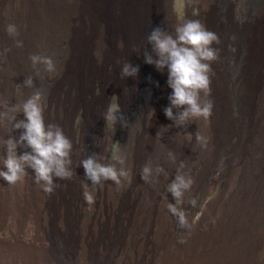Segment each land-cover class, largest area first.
<instances>
[{
    "label": "bare ground",
    "instance_id": "1",
    "mask_svg": "<svg viewBox=\"0 0 264 264\" xmlns=\"http://www.w3.org/2000/svg\"><path fill=\"white\" fill-rule=\"evenodd\" d=\"M166 1L0 0V62L5 58L6 45L13 47L23 78L33 76L34 87H26L27 98L36 90L44 98L49 93L40 85L42 65H37L40 75H35L29 60L33 54L52 58L55 80L69 67L70 83L88 91L93 75L108 74L96 83L97 91L103 92L113 84L112 75H120L122 64L129 62L143 71L140 84L147 75L151 79L143 85L152 86L148 99L155 115L150 125L165 121L166 126L173 125L161 108L171 93L167 72L146 64L140 48V42L146 41L153 28L172 31L176 26L167 19ZM202 2L212 11L218 8L223 12L222 29L217 27L214 15L209 16L206 28L229 46L223 58L231 60L230 65L220 62V53L211 62L207 99L212 102V110L204 118L211 134L209 158L229 160L243 152L245 142L255 131L264 130L260 118L263 108L260 115L255 113L256 105L264 106V92L256 89L263 87L264 8H259L261 0ZM233 5L238 21L229 14ZM256 8L259 22L254 30L251 13ZM128 16L131 20H127ZM9 24L17 26L18 36L8 34ZM17 40L23 42L21 47L16 46ZM214 47L220 49L219 45ZM146 50L151 53L147 42ZM260 94L263 97H257ZM183 128L167 127L179 138ZM262 160L258 166L264 165ZM209 172V168H202L195 178L205 183ZM141 176L134 183L130 177L125 179L115 190L103 194L97 205L85 202L84 178L75 173L69 179H55L51 193L45 192L34 178L32 188L21 187L13 202L8 194L0 192V235L6 230L15 238L11 248L0 238V264H56L71 257L75 250L84 259L83 264H96V255L92 257L95 244H101V255L111 261L113 258L114 264H264V227L251 231L250 238L245 235L264 214V207L256 210V220L244 207L237 213L209 210L195 221L180 204L186 218V226L181 227L178 217L167 208L175 201L159 195L154 179L146 182ZM81 213H86L84 220L80 219ZM24 232L26 240L20 238Z\"/></svg>",
    "mask_w": 264,
    "mask_h": 264
},
{
    "label": "rangeland",
    "instance_id": "2",
    "mask_svg": "<svg viewBox=\"0 0 264 264\" xmlns=\"http://www.w3.org/2000/svg\"><path fill=\"white\" fill-rule=\"evenodd\" d=\"M262 5L264 8V0H261L259 8ZM254 10L257 11L251 13V19L255 30L259 22V10L258 8ZM165 13L167 19L176 25L183 20L198 19L206 26L209 16L214 15L217 27L222 29L223 12L221 9L219 11L218 8H215L212 11L211 6L205 7L202 0L197 2L196 0H167ZM229 14L235 21H238L234 5ZM127 20H131V16H128ZM253 36L255 37L254 34ZM6 46L5 58L0 62V112L6 111L3 107L4 101H7L11 107L22 104L28 96L26 87L22 85L24 78L21 65L16 58L13 47L8 44ZM140 46L143 55L146 49V41H141ZM219 46L222 54L220 62H222L224 60L223 55L227 53L229 46L224 40L220 41ZM225 62L227 65L231 64L230 59H226ZM70 74L69 67H67L61 76L55 80V76L50 78L44 72L41 76L40 85L49 90L47 97L44 98L46 105L43 112L45 124L59 126L72 143L71 168L73 173L84 178L80 161L93 152L99 153L104 158L103 163L114 162L113 157L117 155L122 157L124 159L122 167L128 172L132 183L136 181L139 175H142L143 166L150 163L153 168L151 178L157 182L159 195L163 198L166 197L165 199L169 201H174L167 189L179 170V174L185 176L186 179L190 177L193 181L191 186L184 190L181 205L195 221H200L209 210L211 212L227 210L237 213L244 207L245 211L249 215H253L256 220V210L259 207L261 209L264 207V165L258 166L261 159L264 162V130L255 131L245 142L243 152L236 157L229 160L222 158L212 160L209 158V137L211 134L206 128L204 118L189 120L183 128L180 138L170 134L167 127H162L167 125L166 121L162 124L148 126L147 113L152 107L148 96L152 94V86L150 84L143 86L151 80L149 75L143 79V85L138 82L139 78H143L141 69L135 78L126 77L122 79L120 75L113 74L112 81L115 80L111 87L109 86L103 92L99 91V94L96 83L104 77L106 78L107 73L104 76L103 74L93 75L89 91L84 86L79 87L75 83H70ZM165 78L167 80V76ZM260 79L263 81V87L256 89H262L264 92V69ZM19 84L21 88L18 92L17 85ZM259 93L260 90L257 91V94ZM261 96L263 97L262 94L257 97ZM116 103L119 104L123 115L126 117L128 127L121 128L118 122L113 131L112 125L105 123L103 114L110 104ZM168 104L169 101H165L161 106L162 110ZM262 108L261 125L264 124V106L258 107L256 105L255 111L260 115L261 112L259 111ZM10 115L12 113H9ZM157 132H159L158 136L156 135ZM186 132L192 134L191 139L187 138ZM197 134L203 138L201 141L196 139ZM18 135L19 132L15 131L6 119L0 122V169H3V161L7 155V141L10 138L18 137ZM180 143L184 145L183 149H181L183 145L180 146ZM17 151L19 154L21 149ZM169 153L174 159L169 156ZM157 166L163 168V172L159 175L155 172ZM117 167H121V165H117ZM202 168H209L210 170L205 183L195 178ZM26 172L24 178L15 184H9L0 178V192L8 194L10 202L14 201L15 193L21 187L32 188L34 173L31 169H27ZM124 180L122 179L121 184ZM84 182L87 183L85 178ZM118 186L112 181L103 182L102 186L89 184V191L95 197L93 205L99 203L103 194L110 189L115 190ZM244 202L247 204L243 206ZM8 213L10 214V210ZM85 218L86 213H81L80 219L84 220ZM259 226L264 227V214L257 221H254L251 230L250 228L247 229L245 235L250 238L251 231L255 232ZM27 237L25 232L20 236L23 240H26ZM0 238L6 242L9 248L13 247L15 238L11 233L4 230ZM21 251H26V249L22 248ZM103 252L104 249H102L101 244L94 245L92 257L96 255L93 257L94 261L100 262H96V264H114L113 258L111 261L110 258L106 259L101 255ZM71 257H64L60 260L61 262L56 264H81L84 260L81 259L78 250H75ZM21 259L20 257V261ZM15 264L22 263L18 261Z\"/></svg>",
    "mask_w": 264,
    "mask_h": 264
},
{
    "label": "clouds",
    "instance_id": "3",
    "mask_svg": "<svg viewBox=\"0 0 264 264\" xmlns=\"http://www.w3.org/2000/svg\"><path fill=\"white\" fill-rule=\"evenodd\" d=\"M6 31L13 37L19 35L18 28L14 24H9ZM146 42L151 46V53L144 50V62L153 65L158 71L166 70V83L171 89L168 96L169 104L163 111L166 118L173 121V125L162 127L183 128L191 119L208 118L212 110V102L207 99L211 91V62L216 61L220 55V49L214 47L220 44L219 36L206 28L200 20L187 19L179 22L172 31L159 26L153 28L147 35ZM22 44L21 40L16 41L17 47H21ZM134 51L140 52L139 49ZM29 60L36 70V76L40 75L37 65H42L44 72L50 78L57 75L51 57L33 54ZM138 71V66L124 62L120 68V77L135 78ZM22 85L34 87L33 76L25 78ZM20 88L21 85H17L18 92ZM45 106L43 94L39 90L34 91L22 104L9 107L7 101L3 102L6 111L0 112V122L6 119L19 135L7 141L8 150L3 161V169H0V178L9 184H15L24 178L27 169H31L35 182L41 184L45 192L51 193L55 187V179H69L73 175L72 143L59 126L45 124L43 117ZM9 113L12 115L9 116ZM154 115L155 110L149 108L148 126H151L150 122ZM103 118L105 123L112 125L113 131L118 122L121 128L128 127L127 119L118 103L110 104ZM156 135L158 136L159 132ZM185 135L188 139L192 137V134L187 132ZM196 139L201 141L203 138L197 134ZM18 149H21L19 154ZM169 156L172 157V154L169 153ZM103 159L99 153L93 152L80 161V167L83 168L84 178L87 181L82 183V188L88 205L95 203V197L89 191V184L102 186L103 182L112 181L120 185L122 179H129L128 172L122 167L124 164L122 157L114 156L112 163H103ZM155 172L159 175L163 172V168L157 166ZM152 173L151 164L146 163L142 168L141 178L147 182L152 177ZM192 183L190 177L186 179L178 170V174L168 185L167 190L175 203H169L167 208L178 217L181 227L186 226V218L184 211L178 205L182 203L184 190H187Z\"/></svg>",
    "mask_w": 264,
    "mask_h": 264
}]
</instances>
